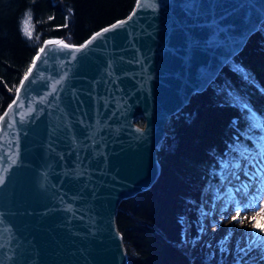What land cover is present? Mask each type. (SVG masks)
Returning <instances> with one entry per match:
<instances>
[{
    "label": "water",
    "instance_id": "1",
    "mask_svg": "<svg viewBox=\"0 0 264 264\" xmlns=\"http://www.w3.org/2000/svg\"><path fill=\"white\" fill-rule=\"evenodd\" d=\"M263 21L264 0H135L80 45L45 40L0 115V264H127L119 204Z\"/></svg>",
    "mask_w": 264,
    "mask_h": 264
},
{
    "label": "trees",
    "instance_id": "2",
    "mask_svg": "<svg viewBox=\"0 0 264 264\" xmlns=\"http://www.w3.org/2000/svg\"><path fill=\"white\" fill-rule=\"evenodd\" d=\"M134 4L135 0H0V115L45 40L80 45L97 30L125 18ZM26 19L31 35L25 32ZM167 128L170 134L156 150L158 179L117 208L116 227L127 264H205L182 252L185 231L193 237L191 225L201 192L219 175L220 165H237L242 155H255L264 145V21L207 89L194 93L168 119ZM233 263L264 264V245L236 253Z\"/></svg>",
    "mask_w": 264,
    "mask_h": 264
},
{
    "label": "rangeland",
    "instance_id": "3",
    "mask_svg": "<svg viewBox=\"0 0 264 264\" xmlns=\"http://www.w3.org/2000/svg\"><path fill=\"white\" fill-rule=\"evenodd\" d=\"M135 123L140 127L143 125L141 119H136ZM169 134L170 131L167 128L166 123L165 137ZM262 153H264V145L260 151L255 154V156L248 158L247 153V158H241V160L237 163L239 167H236L234 164H226L225 166L220 165L218 169L219 173L224 171L223 173H226L225 175H229L232 172V175L227 178L223 175V181H219L217 180L218 178H214L211 180L210 184H206L203 188V191L201 192V200L199 201L197 207V217L191 225L193 237L190 236L188 231H185L183 235L182 252L189 260L201 261L205 264H234L233 258L236 253H244L253 246H250L247 243L249 240L248 234L258 231V228H253V224H264V218H262L261 213V210L264 207V180L256 175L257 169L264 167V165L260 163ZM262 175H264V173H262ZM256 182L261 183L257 184V187L251 194L253 202L249 204L251 205V210L255 208V215L253 216L254 220L249 223L250 226L248 227L244 238L239 237L236 240L229 241L225 239L227 234L224 233L225 231L222 229V226L219 225V222L216 220L209 222V220L206 219L207 214L210 213L211 216L215 215L216 217V215H219L221 211L225 210L236 213L237 203H235L236 200H234L233 195L236 199L241 200L240 202L245 205L247 199L243 195V192L251 183L256 185ZM226 192L229 193L226 194ZM219 195H222V199L220 198L221 200L217 197ZM248 206H245L246 209ZM216 207L219 208L217 209ZM241 211H243V208H241ZM256 218L257 222H255ZM207 227L210 229V236L205 234ZM262 235H264V233H262ZM194 246H197L196 251H192Z\"/></svg>",
    "mask_w": 264,
    "mask_h": 264
},
{
    "label": "bare ground",
    "instance_id": "4",
    "mask_svg": "<svg viewBox=\"0 0 264 264\" xmlns=\"http://www.w3.org/2000/svg\"><path fill=\"white\" fill-rule=\"evenodd\" d=\"M38 52V51H37ZM228 63V62H227ZM226 63V64H227ZM263 146V145H262ZM262 148V147H261ZM248 151V150H247ZM241 152H242V150H241ZM240 152V153H241ZM259 151H257L255 154H257ZM239 153V154H240ZM247 154V153H246ZM246 154L245 155H242L240 158H239V160H241V158H245L246 157ZM241 155V154H240ZM253 156H255V155H250V153H248V158H251V157H253ZM247 158V157H246ZM239 160L237 161V163L239 162ZM227 164H233V163H227ZM224 166L226 165V164H223ZM234 167V166H233ZM225 169V168H224ZM222 171V170H221ZM236 171V170H235ZM224 171H222V172H220L219 173V175L216 177V178H218L217 180H219V181H223V175L225 176V178H227V177H230L231 175H232V172L229 174V175H225L226 173H223ZM244 173V172H243ZM218 181V182H219ZM215 182V181H214ZM213 182V183H214ZM217 182V183H218ZM258 183H261V182H256V185L255 184H250L249 185V187L243 192V195L246 197V199H247V202L245 203V205L242 203V202H240L241 200H238V199H236V197L233 195V197H234V200H236L235 201V203H237L236 204V208L239 206L240 207V209L241 208H243V211H240V218H243V223L241 224L240 223V219L238 220V219H233V217L234 216H236V213H232V212H230V211H228V210H225V211H221L220 212V214L219 215H216V217H215V215L214 216H211V214L210 213H208L207 214V217H206V219L207 220H209V222H213L214 220H216V221H218L219 222V225L220 226H222V229L225 231L224 233L225 234H227L226 235V237H228V239L227 240H229V241H233V240H236V239H238L239 237H241V238H244L245 237V235H246V233H247V229H248V227L250 226L249 225V223H251L253 220H254V215H255V208L254 209H252L251 210V208L250 209H248L247 208V210H246V205L248 206L251 202H253V200L251 199V194L254 192V190H255V188L257 187V184ZM210 184V183H209ZM260 188V187H259ZM258 188V189H259ZM229 192H226V194H228ZM217 197H219V199L221 198L222 199V195H219V196H217ZM218 199V200H219ZM220 199V200H221ZM218 200H217V202H218ZM219 203H220V201H219ZM218 204V203H217ZM233 205H234V203H233ZM218 206V205H217ZM217 209L219 208V207H216ZM258 209V208H257ZM263 209H264V207H263ZM238 220V221H237ZM255 222H257V218H256V220H255ZM254 222V223H255ZM210 229H209V227H207L206 228V231H205V234H207V236H210L211 235V233H210V231H209ZM242 234V235H241ZM241 235V236H240ZM212 236H213V234H212ZM214 237V236H213ZM205 238H207V237H205ZM197 250V246H194L193 248H192V251H196Z\"/></svg>",
    "mask_w": 264,
    "mask_h": 264
},
{
    "label": "snow or ice",
    "instance_id": "5",
    "mask_svg": "<svg viewBox=\"0 0 264 264\" xmlns=\"http://www.w3.org/2000/svg\"><path fill=\"white\" fill-rule=\"evenodd\" d=\"M30 15V14H29ZM27 26H28V20H25V32L28 35H31L30 32L27 31ZM115 27V25L113 26ZM105 31H107V29H105ZM59 43V42H57ZM63 47H68V45H63ZM41 51H43V49H41ZM32 71L31 67L28 69V73H30ZM28 78V74H25V79ZM23 83V81L21 82ZM17 91H19V89H17ZM260 163L262 165H264V153L261 154V159H260ZM236 167H239V165L237 164ZM262 173H264V167L262 168H258L256 175L259 176L262 180H264V175H262ZM0 182H2V178H0ZM248 208H251V205L248 206ZM247 210V209H246ZM240 207L238 206L236 209V216L233 217V219H240V223H243V218H240ZM262 213V218H264V209L261 210ZM253 228L256 229L258 228V231L254 232V233H250L249 235V240L247 241V243L251 246V245H264V235H262V233H264V224L261 225H257V224H253ZM225 239H228V237H225Z\"/></svg>",
    "mask_w": 264,
    "mask_h": 264
}]
</instances>
